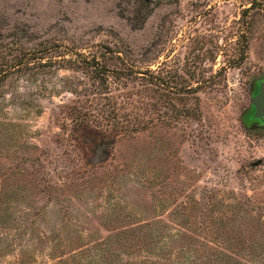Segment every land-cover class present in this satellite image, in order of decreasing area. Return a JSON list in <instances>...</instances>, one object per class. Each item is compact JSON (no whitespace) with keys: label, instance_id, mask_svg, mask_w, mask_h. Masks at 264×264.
Masks as SVG:
<instances>
[{"label":"rangeland","instance_id":"obj_1","mask_svg":"<svg viewBox=\"0 0 264 264\" xmlns=\"http://www.w3.org/2000/svg\"><path fill=\"white\" fill-rule=\"evenodd\" d=\"M3 64L0 264H93L101 242L116 260L129 222L170 248L198 210L229 224L249 196L264 206V122L244 118L264 0H0ZM34 146L53 197L18 171Z\"/></svg>","mask_w":264,"mask_h":264},{"label":"trees","instance_id":"obj_2","mask_svg":"<svg viewBox=\"0 0 264 264\" xmlns=\"http://www.w3.org/2000/svg\"><path fill=\"white\" fill-rule=\"evenodd\" d=\"M46 48L47 46H44V49ZM20 59L19 64L24 62L23 56ZM82 60L90 67L91 75L102 85L107 75L104 62L97 59V57L91 59L83 57ZM4 65L0 66V80L5 75L3 71L6 68H1ZM257 91L258 82L253 86L252 94ZM253 112L254 106L250 103L244 111L246 123L251 124L253 121L258 120L253 118ZM37 148L38 146H34V150L26 156L27 164L30 163L31 167L28 169L26 165L22 164L18 171L29 176L27 180L34 186L39 187L41 185L39 191L45 192L50 198L53 197L51 196L53 191L48 186L53 184L40 183L39 168L32 167L33 162H38L41 154L45 152V150L36 152L35 149ZM10 171L12 170L10 169ZM38 181L39 185L37 184ZM2 202L3 199L0 195V206L3 205ZM243 204L245 207L240 208L239 205L237 209L231 208V214L228 216L231 220L229 224H217L215 223L217 217L211 211L198 210L196 220H199L200 224L188 227L187 232L182 229L178 230L177 235L180 237L185 236L186 240L185 242H179L177 246L171 245L170 248L169 244L166 245V242L159 244L161 240H153L159 232L150 224L144 222L133 224V222H129L128 226L124 225V227L115 228L116 230L113 231L118 244L125 245L129 249L127 251L122 250L123 253L126 251V256L124 257L122 252H117V255H115L116 260H112V258H109L113 256L110 254L111 250H109L111 243L108 241V243L101 242L104 246L102 248L98 247L101 252L97 256H100L97 261L94 259L93 264H264V206L256 203L253 196H249ZM6 208L7 206H3L1 209ZM187 211L189 216L195 215L194 212ZM107 237L108 239L111 238ZM131 238H133V241ZM130 249L138 251L136 256L131 255ZM76 256L77 253H73L71 257L75 259ZM59 257L57 264H69L66 257ZM19 259L16 256L12 260V264H24L25 260ZM77 259L79 260V258Z\"/></svg>","mask_w":264,"mask_h":264},{"label":"water","instance_id":"obj_3","mask_svg":"<svg viewBox=\"0 0 264 264\" xmlns=\"http://www.w3.org/2000/svg\"><path fill=\"white\" fill-rule=\"evenodd\" d=\"M250 103L254 106L253 118L264 122V76L258 80V91L251 95Z\"/></svg>","mask_w":264,"mask_h":264}]
</instances>
